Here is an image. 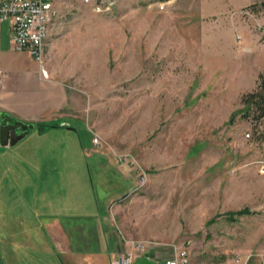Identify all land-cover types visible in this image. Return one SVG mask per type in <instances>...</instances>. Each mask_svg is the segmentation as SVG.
<instances>
[{"label":"rangeland","instance_id":"rangeland-1","mask_svg":"<svg viewBox=\"0 0 264 264\" xmlns=\"http://www.w3.org/2000/svg\"><path fill=\"white\" fill-rule=\"evenodd\" d=\"M54 5L43 65L77 102L82 160L97 137L117 161L126 156L136 176L138 167L147 173L115 212L122 231L176 234L191 264H264L263 125L243 114L242 101L264 73V0H119L103 12L84 0ZM0 38L1 60L21 52L7 20ZM31 131L10 146L20 148L15 164L0 145L1 197L9 179L19 186L36 177L20 162L25 146L63 138L70 148L62 134L41 140L38 126ZM30 201L16 202L18 210ZM243 207L251 212L227 216ZM7 214L0 218L4 255L8 242L48 250L35 210L32 218ZM24 226L37 234L28 239Z\"/></svg>","mask_w":264,"mask_h":264},{"label":"crops","instance_id":"crops-1","mask_svg":"<svg viewBox=\"0 0 264 264\" xmlns=\"http://www.w3.org/2000/svg\"><path fill=\"white\" fill-rule=\"evenodd\" d=\"M261 18L264 21V15ZM0 67V115L8 113L13 119L53 124L36 131L34 137L45 140L62 134L71 144L68 148L63 138H56L51 144L33 143L23 148L25 157L20 162L37 174L35 178L29 175L30 181L23 179L19 186L13 179L3 185L7 190L0 196V211H4L0 218L5 213L32 218L35 210L42 219L40 229L48 250L41 252L27 244L14 248L8 242L9 253L4 255L0 245V258H9L11 264H111L116 252L134 250L132 241L139 239L145 241V249L136 255L134 264H164L175 252L173 245H178L176 234L160 232L157 236L140 230L130 236L115 222L120 201L136 187L135 170L100 149L92 137L96 148L86 153V162L82 160L79 120H74L81 115L75 112L78 105L65 81L48 70L47 76L41 75L39 64L25 51L2 60L0 57ZM18 150L2 147V152H10L7 162L14 164ZM98 186L103 190L101 196ZM19 187L24 195L18 193L22 192ZM22 198L33 202L18 210L16 202L21 203ZM20 233L30 236L28 239L37 234L25 226Z\"/></svg>","mask_w":264,"mask_h":264},{"label":"built area","instance_id":"built-area-1","mask_svg":"<svg viewBox=\"0 0 264 264\" xmlns=\"http://www.w3.org/2000/svg\"><path fill=\"white\" fill-rule=\"evenodd\" d=\"M92 4L96 12L112 9L119 0H84ZM55 0H0V22L7 20L10 28V42L12 47L18 51L29 53L39 64L41 75L47 76V69L43 65L45 55L46 39L49 27L56 15ZM2 70L0 67V89L2 87ZM250 134L247 132V136ZM98 143V138H93ZM119 161H128L127 157L121 155ZM131 162H134L133 160ZM130 162V163H131ZM260 170L264 173V162H261ZM137 171V184L135 189L143 186L147 181V173L141 167ZM145 241H136V253L133 250L118 251L114 254L111 264H134V258L141 253L145 247ZM173 256L166 258L164 264H191L189 253L184 245H174ZM239 262V258H235ZM216 264H222L218 262Z\"/></svg>","mask_w":264,"mask_h":264},{"label":"trees","instance_id":"trees-1","mask_svg":"<svg viewBox=\"0 0 264 264\" xmlns=\"http://www.w3.org/2000/svg\"><path fill=\"white\" fill-rule=\"evenodd\" d=\"M242 101L245 104L243 108V114L245 116L252 115V118H254L253 121H255L257 125H263L260 136L262 139H264V73L259 74L255 89L247 92L243 96ZM35 124L40 130H43L48 126H54L53 124L43 122H35ZM250 212L251 211L249 210V208L243 207L240 209L228 211L227 216L233 220L236 219L237 216H241ZM213 220L214 218L210 219V221Z\"/></svg>","mask_w":264,"mask_h":264},{"label":"water","instance_id":"water-1","mask_svg":"<svg viewBox=\"0 0 264 264\" xmlns=\"http://www.w3.org/2000/svg\"><path fill=\"white\" fill-rule=\"evenodd\" d=\"M34 121L13 119L8 113H3L0 123V145L13 146L24 138L35 127Z\"/></svg>","mask_w":264,"mask_h":264}]
</instances>
